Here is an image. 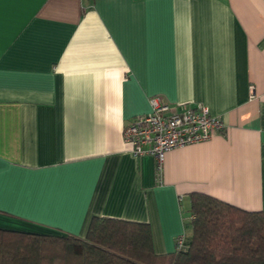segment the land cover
Wrapping results in <instances>:
<instances>
[{"label":"crops","instance_id":"1","mask_svg":"<svg viewBox=\"0 0 264 264\" xmlns=\"http://www.w3.org/2000/svg\"><path fill=\"white\" fill-rule=\"evenodd\" d=\"M203 103L222 131L150 154L123 141L149 97ZM264 211V0H0V228L191 233L190 194Z\"/></svg>","mask_w":264,"mask_h":264},{"label":"trees","instance_id":"2","mask_svg":"<svg viewBox=\"0 0 264 264\" xmlns=\"http://www.w3.org/2000/svg\"><path fill=\"white\" fill-rule=\"evenodd\" d=\"M191 233L156 253L145 222L94 215L84 237L0 228V264H264V211L190 194Z\"/></svg>","mask_w":264,"mask_h":264},{"label":"built area","instance_id":"3","mask_svg":"<svg viewBox=\"0 0 264 264\" xmlns=\"http://www.w3.org/2000/svg\"><path fill=\"white\" fill-rule=\"evenodd\" d=\"M149 103L150 111L133 116L124 125L122 136L133 156L154 157L157 172L171 148L205 141L225 128L221 116L211 114L203 103L171 104L160 95L150 96ZM183 241L184 237L178 236L176 247L182 246Z\"/></svg>","mask_w":264,"mask_h":264}]
</instances>
